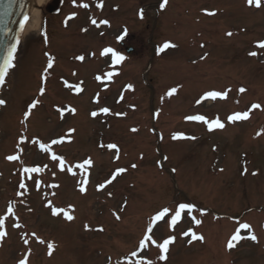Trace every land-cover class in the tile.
<instances>
[{"label":"rangeland","instance_id":"obj_1","mask_svg":"<svg viewBox=\"0 0 264 264\" xmlns=\"http://www.w3.org/2000/svg\"><path fill=\"white\" fill-rule=\"evenodd\" d=\"M49 1L35 7L0 89V264L25 257L27 264H264V0L259 8L247 0H177V26L170 19L161 27H172L171 35L135 37V52L114 65L98 50L120 49L115 35L127 8L107 28L100 23L107 9L85 3L78 18L65 20L78 5L64 0L49 14ZM148 41L174 46L161 52ZM210 91L227 95L211 99ZM245 111L247 119L228 120ZM192 115L219 117L225 126L209 130L186 119ZM176 133L185 138L173 139ZM53 153L64 157V170ZM13 155L19 158L7 159ZM88 158L92 164L79 168ZM34 166L43 170L23 171ZM179 203L194 208L172 225ZM165 207L168 216L153 221ZM150 224L156 245L141 249ZM237 232L242 238L229 249ZM192 233L203 240L189 243ZM169 236L175 240L162 253L157 245Z\"/></svg>","mask_w":264,"mask_h":264},{"label":"snow or ice","instance_id":"obj_2","mask_svg":"<svg viewBox=\"0 0 264 264\" xmlns=\"http://www.w3.org/2000/svg\"><path fill=\"white\" fill-rule=\"evenodd\" d=\"M167 3V0H163V2L160 4V7L161 8H164L165 5ZM247 3L249 5H255L257 8L261 7V0H247ZM85 8L88 7L87 4H84L83 5ZM209 15H213L214 13H208ZM75 15V13H73V16ZM143 16V12H141V17ZM28 17L25 16L24 17V21H27ZM92 24H97V21L96 20H92L91 21ZM100 23H103V24H108V21L107 20H103L101 21ZM22 25H23V21H22ZM227 35L231 36L232 33H227ZM174 45H171L170 42H165L163 44L162 47H160L158 49V51H164L165 49L169 48V47H173ZM258 47L261 48V49H264V41H259L258 42ZM16 51V45L13 44L11 45L8 50H7V55L5 56L4 58V61L2 64H0V84H3L4 81H5V76L7 75L9 69H11L12 67H14V64H13V59H14V56H13V53ZM111 53V59H112V62L113 64H119L122 60H124V56H122L119 52L115 51L114 49L108 47V48H105L103 49V51L101 52V55L102 56H106L107 54ZM249 55L251 56H256L257 53L256 52H251L249 53ZM204 57H201V59H203ZM78 59L80 60H83L84 57L83 56H80L78 57ZM52 67V60L50 59L49 62H48V68H51ZM108 77L110 78L113 73L109 72L108 74ZM97 80H100L101 77L100 76H97L96 77ZM129 88H131L132 86L131 85H128ZM41 93H43L44 89L41 88ZM77 91H81L80 88H77ZM240 92H244L245 89L244 88H240L239 89ZM176 92V89L175 88H172L168 95H172ZM226 93L224 92H218V91H210V92H207L205 94L206 97L208 98H211V99H216L217 97H221V98H226ZM197 103H199V101H197ZM5 104V101L4 100H0V105H3ZM36 106V102H33V104H31L29 107L30 108H34ZM253 108H259L260 105L259 104H254L252 105ZM72 111L74 112L75 110L72 109ZM100 112L102 113H109L110 112V109L107 108V107H102L99 109ZM29 115L28 112H25V118H27V116ZM92 116H96L97 113L96 112H92L91 113ZM248 112L245 111V112H235L234 114L228 116V120L229 121H240V120H244V119H247L248 118ZM187 120H191V121H203L205 124L208 125V128L209 130H212L213 128H216V129H222L225 125L221 122V120L219 119V117L209 121L207 119V117H205L204 115H192V116H188L186 117ZM259 135V133H258ZM179 138H185L184 137V134L183 133H176L173 135V139H179ZM191 139H195V137H189ZM23 139V138H22ZM60 141H57V140H53L51 141V144H57L59 143ZM108 148H111V149H116L117 148V145L115 144H109L107 146ZM40 148L45 151V152H48L50 151L51 149V145H45V144H40ZM19 157L16 156V155H13V156H9L7 157V159L9 160H17ZM51 159L53 161H59V167L61 168V170H64L65 168V163H64V157L62 156H57L55 153H53ZM92 164V161L90 158L88 159H85L83 161V163L79 164L78 167L79 168H85V166H90ZM133 167H135V165H133ZM43 169L39 166H34V167H25L23 169V171L25 173H39L41 172ZM71 169H69L70 171ZM124 171H126V169H123V168H120V169H117L116 172L117 173H123ZM255 174V173H253ZM112 179H115V175H113ZM112 181L111 180H108L106 181V183H111ZM37 185L39 182H36ZM81 183H87V180H84V181H81ZM21 187H24L23 184H21ZM53 187H58V185H53ZM99 188L103 189L105 187V184H100L98 186ZM85 189L84 188H81L80 191L83 192ZM71 207V206H70ZM194 208V205L193 204H190V203H179L176 207V209L174 210V214L171 216V224L172 225H175L177 224L180 220H181V216H182V213L187 210L188 213H191L192 212V209ZM8 213L9 214H14L13 212V207L10 205L7 209ZM62 210L61 209H53V214H58L60 213ZM170 209L165 207L163 208L161 211H158L155 216L152 218L153 221H160L164 218H166L168 216V214L170 213ZM66 218L71 221L74 217L71 216V215H68L66 212L64 213ZM117 219H119V216H117ZM193 220H195V217H193ZM4 223H5V220L3 217H0V237H4L6 235V232L3 231V227H4ZM195 223L199 224L200 221L199 220H195ZM17 227H19V225H16ZM87 227V226H86ZM242 228H249L250 226L247 225V224H242L241 225ZM101 231H103V229L101 228L100 229ZM153 231V225L150 224L143 236V238L139 241V247L141 249H144L148 246V243L150 242L151 244H154L156 245V241L152 238L151 236V233ZM191 232V229H189L188 231L182 233L183 235L185 236H188L189 233ZM33 236H35V233L32 234ZM242 237L239 235V232H237V234L233 235L231 237V240L228 242V248L231 249L232 247H234V244H233V241H237L239 239H241ZM253 240L256 239V237L253 235L251 237ZM37 239H39L37 237ZM175 240V237L174 236H169L168 238L164 239L162 243L158 244L157 247L161 250L162 253H167L168 250H169V245L172 244ZM192 240H203V236H197L195 233H192V237H191V240L189 241V243L192 242ZM24 243L27 244L28 243V240L25 239L24 240ZM40 243H44V241H40ZM53 246L51 243L48 244V248L51 249ZM51 254V253H50ZM132 256H136L137 253L136 252H132L131 253ZM166 257L164 255H161L160 256V259H165ZM18 264H27V257L23 258V259H20ZM138 264H152V261L151 260H144L143 258L138 261Z\"/></svg>","mask_w":264,"mask_h":264},{"label":"flooded vegetation","instance_id":"obj_3","mask_svg":"<svg viewBox=\"0 0 264 264\" xmlns=\"http://www.w3.org/2000/svg\"><path fill=\"white\" fill-rule=\"evenodd\" d=\"M162 2L163 0H70L69 5H78L76 6L77 9H75L77 13H75V15L73 16V13L67 12L66 14H64L63 18L65 20H74L78 18L77 14H80L78 11L81 9V7H83L85 3H89L95 6V8L93 9L94 11L101 9H107L109 11V15L102 17L100 22L103 20H107L108 24L104 25L107 26V28H111V20H116L115 18L120 17L121 12L125 11L127 8L129 11L127 24L120 21L118 25L119 31L115 35V41L117 42L120 49H118L117 46L107 44L103 48L101 47L98 52L101 53L103 51L102 49L110 47L120 54L126 53L128 56H130L135 52V49L137 47V40L135 39V37L150 36L159 38L163 37L166 34L171 35L172 27L161 29L163 24L169 25L170 19H173V21L171 22L175 24V27L177 26V0H167L164 8L160 7V4ZM63 3L64 0H50L46 4V10L49 12V14H56L57 12H59L60 7L63 5ZM136 5L138 6L134 9L133 7ZM174 11H176L174 17L170 18ZM141 12H143L142 17ZM132 16H134V22L133 24H129V19L132 20ZM42 25H44V23H42ZM176 32L177 29L174 34ZM158 38L156 39V41L158 40ZM148 43L157 50L159 46L163 44V42H160L159 44H156L154 42L153 44L150 41H148ZM108 55V64L114 65L111 59V53H109Z\"/></svg>","mask_w":264,"mask_h":264},{"label":"water","instance_id":"obj_4","mask_svg":"<svg viewBox=\"0 0 264 264\" xmlns=\"http://www.w3.org/2000/svg\"><path fill=\"white\" fill-rule=\"evenodd\" d=\"M30 0H0V64L8 48L17 45L22 21L27 14Z\"/></svg>","mask_w":264,"mask_h":264},{"label":"bare ground","instance_id":"obj_5","mask_svg":"<svg viewBox=\"0 0 264 264\" xmlns=\"http://www.w3.org/2000/svg\"><path fill=\"white\" fill-rule=\"evenodd\" d=\"M39 1L40 0H30L29 11H28V14H27L28 19L26 21L25 28L23 27V29H22L21 34L22 33L24 34L26 32L27 28L29 27V25H32L34 23L35 12H36L35 7H39Z\"/></svg>","mask_w":264,"mask_h":264}]
</instances>
